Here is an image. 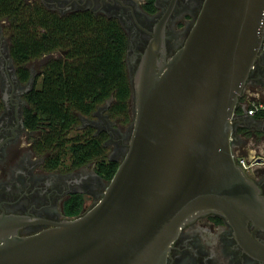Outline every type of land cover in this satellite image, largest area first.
Returning a JSON list of instances; mask_svg holds the SVG:
<instances>
[{
	"label": "water",
	"instance_id": "obj_1",
	"mask_svg": "<svg viewBox=\"0 0 264 264\" xmlns=\"http://www.w3.org/2000/svg\"><path fill=\"white\" fill-rule=\"evenodd\" d=\"M263 39L264 0H205L169 57H158V34L134 77L127 153L102 198L27 234L33 219L1 213L0 264H167L182 228L208 213L260 247L248 224L264 225V196L234 141L239 126L253 127L237 112ZM0 41L1 61H13L2 22Z\"/></svg>",
	"mask_w": 264,
	"mask_h": 264
},
{
	"label": "flooded vegetation",
	"instance_id": "obj_2",
	"mask_svg": "<svg viewBox=\"0 0 264 264\" xmlns=\"http://www.w3.org/2000/svg\"><path fill=\"white\" fill-rule=\"evenodd\" d=\"M51 9L66 13L76 9H90L95 15L104 14L116 18L128 38L126 56L131 86L130 120L115 115L111 96L96 106L90 114H80L79 123L72 131H78L80 142L95 137L103 146L102 162H118L129 147L131 124L134 118L133 81L141 60L151 42L159 34L163 38L164 53L173 55L190 34L205 0H42ZM4 31V27H3ZM5 38V36H4ZM3 42L0 41V46ZM30 75L22 80L14 61L0 59V214L27 216L33 223L21 228V233H33L50 227V221L75 217L67 211L81 201L79 216L92 208L104 195L110 181L100 173L99 159L77 163L70 153V162L55 165L50 160L51 151L39 147L42 129L28 125L27 114L31 104L28 94L41 85L37 80L40 70L28 65ZM250 89L264 96V54L254 68L242 95L238 119L255 124L245 113ZM241 109V111H240ZM263 126V124H259ZM234 147L242 132L236 129ZM71 131V132H72ZM108 149H111L108 152ZM252 168L248 174L257 183L264 196V163ZM71 200L75 204L67 203ZM91 203V205H90ZM249 236L260 244L248 240L243 243L234 227L216 213L200 215L181 230L174 242L167 264H264V225L248 224ZM249 244V246L247 245ZM260 248V250H259ZM260 253L262 255H260Z\"/></svg>",
	"mask_w": 264,
	"mask_h": 264
},
{
	"label": "trees",
	"instance_id": "obj_3",
	"mask_svg": "<svg viewBox=\"0 0 264 264\" xmlns=\"http://www.w3.org/2000/svg\"><path fill=\"white\" fill-rule=\"evenodd\" d=\"M153 7L154 0H148ZM0 22L10 40V53L22 80L30 75L28 65L44 58L37 80L29 94L28 125L42 129L39 147L50 149V160L61 163L68 148L77 163L101 157V141L70 136L80 114H90L97 105L114 97L111 110L130 120L131 86L127 71V34L114 18L95 15L90 9L62 13L42 0H0ZM241 111V109H240ZM253 121L255 118H252ZM251 127L239 126L247 133ZM255 132L256 134L264 131ZM99 172L108 179L119 163H99ZM71 200L67 203L75 204ZM82 200L69 206L78 215Z\"/></svg>",
	"mask_w": 264,
	"mask_h": 264
},
{
	"label": "rangeland",
	"instance_id": "obj_4",
	"mask_svg": "<svg viewBox=\"0 0 264 264\" xmlns=\"http://www.w3.org/2000/svg\"><path fill=\"white\" fill-rule=\"evenodd\" d=\"M5 36V43L10 47V40L8 35L4 32ZM44 58H40L37 60L32 61L29 65L34 66L38 71L41 70V66L43 64ZM249 99V98H248ZM246 99V100H248ZM242 102H244L242 100ZM253 127H251L250 130L247 133L242 132L239 143L236 144L234 147V151L237 155H243L247 158L253 160L254 157L261 156L264 158V133L256 134L255 132L261 131L260 128L263 126L257 124H252ZM77 134H80L78 131H72L70 136H76ZM111 149H108V152H110ZM70 153L65 157L64 163L70 162ZM263 166V165H258ZM91 205V203H90Z\"/></svg>",
	"mask_w": 264,
	"mask_h": 264
},
{
	"label": "built area",
	"instance_id": "obj_5",
	"mask_svg": "<svg viewBox=\"0 0 264 264\" xmlns=\"http://www.w3.org/2000/svg\"><path fill=\"white\" fill-rule=\"evenodd\" d=\"M261 52L264 54V39L261 46ZM246 115L255 118V122L264 125V96L261 98H252L245 101ZM238 162L246 172H249L255 166L264 163V158L261 156L254 157L253 160L243 155H237Z\"/></svg>",
	"mask_w": 264,
	"mask_h": 264
},
{
	"label": "crops",
	"instance_id": "obj_6",
	"mask_svg": "<svg viewBox=\"0 0 264 264\" xmlns=\"http://www.w3.org/2000/svg\"><path fill=\"white\" fill-rule=\"evenodd\" d=\"M248 91H249V94H250V97H248L249 99H252V98H261L259 91L255 90V89H250Z\"/></svg>",
	"mask_w": 264,
	"mask_h": 264
}]
</instances>
